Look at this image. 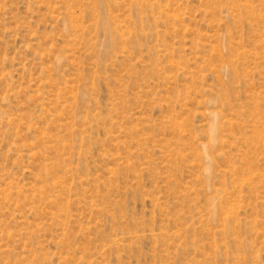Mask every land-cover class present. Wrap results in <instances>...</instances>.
Listing matches in <instances>:
<instances>
[{"label": "rangeland", "instance_id": "obj_1", "mask_svg": "<svg viewBox=\"0 0 264 264\" xmlns=\"http://www.w3.org/2000/svg\"><path fill=\"white\" fill-rule=\"evenodd\" d=\"M0 264H264V0H0Z\"/></svg>", "mask_w": 264, "mask_h": 264}]
</instances>
